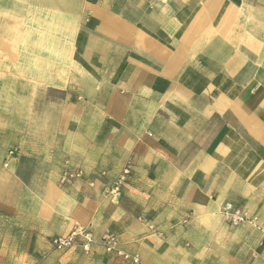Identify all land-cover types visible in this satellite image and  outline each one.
<instances>
[{"label": "crops", "instance_id": "crops-1", "mask_svg": "<svg viewBox=\"0 0 264 264\" xmlns=\"http://www.w3.org/2000/svg\"><path fill=\"white\" fill-rule=\"evenodd\" d=\"M29 7L0 0V264H120L53 249L79 228L141 264H264V0H81L64 60L15 41Z\"/></svg>", "mask_w": 264, "mask_h": 264}, {"label": "built area", "instance_id": "built-area-1", "mask_svg": "<svg viewBox=\"0 0 264 264\" xmlns=\"http://www.w3.org/2000/svg\"><path fill=\"white\" fill-rule=\"evenodd\" d=\"M18 157V151H8L4 167L9 168L13 160ZM129 174V170H125L120 182L124 181V177ZM85 179L82 170L73 169L69 160L64 162L63 172L60 175L59 182L61 185L72 183L75 180ZM92 187L94 184H90ZM220 216L224 221L232 226L238 227L246 223L254 224V220L250 219L243 209L231 203L225 204L220 210ZM51 246L56 251L67 252L78 248L87 257H93L98 252H103L108 256H112L119 261L120 264H141L138 255L128 252L122 245L118 235L111 231H106L97 237L91 229L79 228L72 231L66 236H56L50 241Z\"/></svg>", "mask_w": 264, "mask_h": 264}, {"label": "rangeland", "instance_id": "rangeland-1", "mask_svg": "<svg viewBox=\"0 0 264 264\" xmlns=\"http://www.w3.org/2000/svg\"><path fill=\"white\" fill-rule=\"evenodd\" d=\"M43 1L46 0H30L29 15L24 21L26 26L23 28V32L19 31L15 33L16 39H14L16 42L27 41L30 46L40 43L43 45L45 51L49 53L50 57H52L53 53L50 51L52 46L49 40H51L53 36H56V56L64 60L68 55L75 34V24L69 16H74L78 12L71 11L68 8L65 9V7L60 8L58 3H60L61 0H55V6L46 4ZM74 2L78 4V6L75 5L74 7L78 10L81 0H73V3ZM53 25L56 26V30L53 28ZM31 66L35 70L38 67L36 64Z\"/></svg>", "mask_w": 264, "mask_h": 264}, {"label": "bare ground", "instance_id": "bare-ground-1", "mask_svg": "<svg viewBox=\"0 0 264 264\" xmlns=\"http://www.w3.org/2000/svg\"><path fill=\"white\" fill-rule=\"evenodd\" d=\"M44 3L46 4H49V5H52V6H55V0H46V1H43ZM57 5V4H56ZM59 7L60 8H68L69 10L71 11H76L77 9H75V5L78 6V4H75V2L73 3V0H61L60 3H58ZM74 8V9H73ZM57 16V15H56ZM52 17V16H51ZM54 19V18H53ZM57 26V24H56ZM55 25H53V28H55V30L57 29ZM52 29V28H51ZM42 30V28H41ZM47 30V29H46ZM52 34V33H51ZM44 39V38H43ZM49 43H51V48H50V51H52L53 54H56L57 55V51L55 49V45H56V40L54 38V36L52 37L51 40H49ZM50 45V44H49ZM48 49V48H47Z\"/></svg>", "mask_w": 264, "mask_h": 264}]
</instances>
